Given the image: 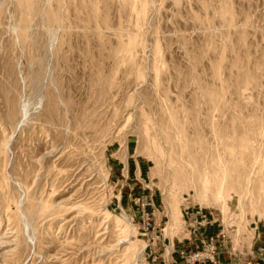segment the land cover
<instances>
[{
  "label": "rangeland",
  "instance_id": "374dc122",
  "mask_svg": "<svg viewBox=\"0 0 264 264\" xmlns=\"http://www.w3.org/2000/svg\"><path fill=\"white\" fill-rule=\"evenodd\" d=\"M219 257L264 260V0H0V264Z\"/></svg>",
  "mask_w": 264,
  "mask_h": 264
},
{
  "label": "crops",
  "instance_id": "0c3cea01",
  "mask_svg": "<svg viewBox=\"0 0 264 264\" xmlns=\"http://www.w3.org/2000/svg\"><path fill=\"white\" fill-rule=\"evenodd\" d=\"M228 257H219V262L221 263V264H236L235 263V261H233L232 260V258L231 259H229ZM264 259V258H263ZM261 263H263L264 264V260H263V262H261Z\"/></svg>",
  "mask_w": 264,
  "mask_h": 264
},
{
  "label": "built area",
  "instance_id": "2783aa9c",
  "mask_svg": "<svg viewBox=\"0 0 264 264\" xmlns=\"http://www.w3.org/2000/svg\"><path fill=\"white\" fill-rule=\"evenodd\" d=\"M210 259V258H209ZM212 259V261H213V259L215 260V258H211Z\"/></svg>",
  "mask_w": 264,
  "mask_h": 264
}]
</instances>
